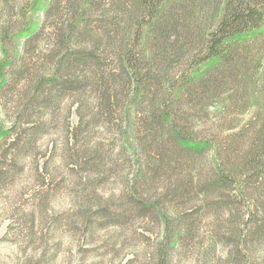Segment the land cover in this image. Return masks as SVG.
<instances>
[{
  "label": "rangeland",
  "instance_id": "374dc122",
  "mask_svg": "<svg viewBox=\"0 0 264 264\" xmlns=\"http://www.w3.org/2000/svg\"><path fill=\"white\" fill-rule=\"evenodd\" d=\"M73 1L54 0L47 15L28 12L37 31L6 43L12 61L0 87V124L9 131L0 137V264H264V167L237 175L246 178L244 195L231 178L223 188L208 185L216 150L230 160L249 155L260 108L243 103V94L224 115L213 116L222 105L211 107L203 132L215 142L202 153L177 150L146 110L135 125L144 147L138 150L134 137L123 142L124 113L114 93L125 94L127 84L117 50L133 3L95 0L80 31L58 43V33L68 36ZM27 2L0 0V37L24 22ZM192 7L199 26L200 0L175 3L148 64L156 65L155 53L159 61L188 48ZM66 45L83 53L95 48L98 62L69 61L52 81ZM192 124L200 129L199 115ZM171 229H179L178 238L161 258ZM247 230L255 233L244 237Z\"/></svg>",
  "mask_w": 264,
  "mask_h": 264
},
{
  "label": "trees",
  "instance_id": "16d2710c",
  "mask_svg": "<svg viewBox=\"0 0 264 264\" xmlns=\"http://www.w3.org/2000/svg\"><path fill=\"white\" fill-rule=\"evenodd\" d=\"M53 1L28 0L21 9L24 22L1 35L0 87L7 82L6 66L12 61V54L6 43L15 36L34 34L39 23L30 20L28 12L41 8L45 9L47 15ZM94 1L74 0L71 3L68 36L58 33V43L68 44L69 38L80 31L84 14ZM131 1L134 14L129 20L127 35L117 50L119 74L123 76L127 89L119 97L114 93L115 104L121 103L124 113L122 141L133 142L132 139L135 138L138 150L144 147L143 141L135 132V125L146 110L147 120L158 128L157 131L164 129L167 140L177 150L202 153L215 142L213 137L203 132L204 122L211 118L210 108L220 104L223 113L213 116L224 115L229 107L237 105L238 94H243V103L260 108L255 114L254 131L249 138V142L256 144L252 145L249 155L239 160H230L225 152L215 149L213 175L208 185L223 188L231 178L236 181V190L244 195L246 178L241 180L237 175H247L249 170L257 172L259 167H264V0H200V13L203 7L204 12L200 15L198 27L193 26L195 7L190 10L189 18L192 19L190 28L186 29L188 48L178 46L172 54L173 58H168L167 55L159 61L155 53L153 58L156 65L148 64L147 52H153L155 36L163 32L165 22L171 19V8L181 0ZM64 47L63 56L55 61L50 78L52 81L63 74L64 70L67 71L65 66L69 61L78 64H86L87 60L98 62L95 48L84 49L87 53H83L78 47ZM181 56V65L171 71V63ZM196 114L200 116V129L192 124V115ZM8 132L0 124V137ZM239 139L238 142L245 139L243 134H240ZM219 153L223 155L219 156ZM207 196L206 194L205 199ZM213 204L219 205L221 201ZM161 217L166 224L169 223L170 218L163 212ZM165 227L167 230L168 226ZM247 231L243 234L244 237L255 233V230ZM178 232L179 229H171L164 234V243L160 248L161 258L175 244Z\"/></svg>",
  "mask_w": 264,
  "mask_h": 264
}]
</instances>
